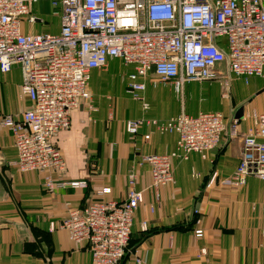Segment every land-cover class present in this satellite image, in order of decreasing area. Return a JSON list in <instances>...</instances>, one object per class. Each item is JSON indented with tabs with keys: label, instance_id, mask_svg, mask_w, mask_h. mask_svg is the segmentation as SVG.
<instances>
[{
	"label": "built area",
	"instance_id": "1",
	"mask_svg": "<svg viewBox=\"0 0 264 264\" xmlns=\"http://www.w3.org/2000/svg\"><path fill=\"white\" fill-rule=\"evenodd\" d=\"M42 2H49L60 19L58 34L25 32V24L45 25L33 13ZM113 60L132 68L127 91L144 112L150 109L147 88L158 84L182 97L187 84L217 83L225 91L223 98L229 99L233 79L249 86L255 78L264 93V0H0V75L18 68L20 96L30 102L20 117L0 115V127L10 131L14 141L17 160L12 166L17 171L64 175L67 165L53 140L71 126L72 114L81 106L95 111L92 73L107 70ZM250 119L252 127L242 142L256 159H242L224 186L242 188L249 177L264 183V112H253ZM143 126L160 135H176V150L140 157L127 175L122 201L97 199L49 226L50 232L64 231L75 244L87 245L91 264H120L128 252L135 216L145 201L138 168L148 167L150 188L158 198V189L175 183L174 161H188L192 154L205 158L226 132L229 138L238 136V121L228 124L219 112H183L168 121L131 119L125 131L136 139ZM150 138L143 136L144 141ZM56 186L51 176L45 178L49 193ZM60 186L86 189L88 184L63 181ZM110 194V188L96 193ZM196 224L200 226V220ZM141 230H148L146 221ZM203 236L202 229L195 230L197 239Z\"/></svg>",
	"mask_w": 264,
	"mask_h": 264
},
{
	"label": "crops",
	"instance_id": "2",
	"mask_svg": "<svg viewBox=\"0 0 264 264\" xmlns=\"http://www.w3.org/2000/svg\"><path fill=\"white\" fill-rule=\"evenodd\" d=\"M39 11L36 8L34 13ZM51 17L49 29L41 30L39 25L29 28L25 24V32L58 34L60 19L53 13ZM114 61L118 60L111 61L109 68ZM125 68L128 74L133 71ZM95 72L90 82L93 95L99 81ZM21 81L18 68L0 75V115L20 117L29 108L30 102L19 93ZM211 84L185 85L182 98L187 101L188 112L184 113L190 116L222 113L226 123L238 121V136L229 138L226 132L219 147L205 158L192 154L188 161H174L175 183L158 189V198L150 188L148 167L138 168V186L144 191L145 201L136 213L130 248L120 264H137L138 259L145 264H264V183L249 177L239 189L223 185L242 159H256L255 153L244 149L242 135L252 127L251 114L264 112L263 85L255 78L249 86L233 79L229 99L221 98L222 103L210 110L205 108L204 91ZM150 87L146 91L149 111L144 113L137 102L142 116L125 121L141 118L168 121L173 117L161 120L158 116L177 113L179 101L166 96V89L174 92L170 86L159 88V100L153 99L152 104L148 97ZM198 88H202L200 98ZM166 98L175 103L174 111L172 105L165 104ZM93 106L95 111L87 106L74 111L71 126L53 140L67 165L64 175L17 171L12 166L17 160L12 135L0 127V264H91L87 245L75 244L64 231L50 232V224L63 220L71 209L83 208L97 199L122 201L127 194V175L140 157L176 150V135H160L143 126L134 139L120 121L114 123L112 109L107 112L96 103ZM159 108L160 114L156 113ZM131 110L140 112L134 105ZM239 113L241 117H237ZM147 134L151 138L144 141ZM47 176L57 183L51 193L44 188ZM63 181H85L88 186L63 188L60 186ZM105 188L111 189L110 195H96ZM143 221L148 223L146 232L141 230ZM198 228L204 232L200 239L195 237ZM202 250L206 255L201 256Z\"/></svg>",
	"mask_w": 264,
	"mask_h": 264
},
{
	"label": "rangeland",
	"instance_id": "3",
	"mask_svg": "<svg viewBox=\"0 0 264 264\" xmlns=\"http://www.w3.org/2000/svg\"><path fill=\"white\" fill-rule=\"evenodd\" d=\"M37 9H41L44 10L45 12H47L46 15V20H47V24L45 25H39L40 29H49L50 28V24L52 23V17L50 16V14L48 13V8L44 5L37 7ZM34 11V10H33ZM55 21L57 22V20L55 19ZM45 22V21H44ZM55 22V23H56ZM39 32V31H36ZM43 32V31H40ZM113 66H115V68L113 69ZM128 70L119 62V61H114L113 64H111L110 68L108 67L107 70L105 71H96L95 74L97 75V77L99 78L98 81V85H97V89L94 92V95L92 94V100H93V105L96 103L97 106L101 107V109H104L105 111L109 112V109L114 111V123L120 121L122 127L125 128V120L129 117H135V118H139L141 117L142 113H141V109L138 106V103L136 101H134L130 95L128 94L127 91V75H128ZM152 80H155L154 77H151ZM208 85V84H206ZM163 85L158 84L157 88H153L150 87L148 90V94H149V101L152 102L154 100H159V88H162ZM165 88V87H163ZM166 96L173 97L174 101L178 102V110L177 113H173V114H169L167 116L161 117L158 116L159 119L161 120H165L171 117H174L180 113L183 112H188V105H186V99L182 98L181 96L178 97L176 94H174V92H169L168 89ZM91 91V88H90ZM191 91L193 92L194 90L191 88ZM198 91V98H200L202 95H199L200 93H202V88H198L196 90V92ZM205 93V97H206V104H205V108L206 109H210L211 108H216L218 106V104L222 103L221 98L225 101V98H223V95L225 94V91L222 90V88L220 89V86L217 83H212L211 86H209L208 88L205 89L204 91ZM153 94V95H152ZM184 97V96H183ZM19 98V97H18ZM154 99V100H153ZM19 100V99H18ZM198 102V100H196ZM166 105H172L171 110L174 111V106L175 103L172 101L170 103L169 98H166L165 101ZM185 104V105H184ZM132 105L135 106V108H138L140 110V112L138 111L135 112L134 110H131ZM144 112V111H143ZM162 113V110L159 108L157 110L156 113L160 114ZM141 113V114H140ZM146 113V112H144ZM136 114V115H135ZM140 114V115H138Z\"/></svg>",
	"mask_w": 264,
	"mask_h": 264
},
{
	"label": "trees",
	"instance_id": "4",
	"mask_svg": "<svg viewBox=\"0 0 264 264\" xmlns=\"http://www.w3.org/2000/svg\"><path fill=\"white\" fill-rule=\"evenodd\" d=\"M46 3L49 4V2H44V3H40V4H38V5H35L34 8H33V10H36L37 7H40V6H42V5H45ZM46 7L48 8V13H49L50 16H51L52 13H53V10L51 9L50 4H49L48 6H46ZM33 13H34V11H33ZM34 14H35V13H34ZM36 14H37L38 16H40V18H42L43 21H45V24L48 23L47 20H46L47 12H45L44 10H41V11H39V12H36ZM38 25H39V24H38ZM130 244H131V240H130V243H129L128 251H129V248H130ZM127 254H128V252H127ZM127 254H126V256H127ZM126 256H125V258H126Z\"/></svg>",
	"mask_w": 264,
	"mask_h": 264
},
{
	"label": "water",
	"instance_id": "5",
	"mask_svg": "<svg viewBox=\"0 0 264 264\" xmlns=\"http://www.w3.org/2000/svg\"><path fill=\"white\" fill-rule=\"evenodd\" d=\"M237 117H241L240 113H239V114H237Z\"/></svg>",
	"mask_w": 264,
	"mask_h": 264
}]
</instances>
